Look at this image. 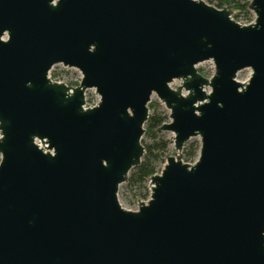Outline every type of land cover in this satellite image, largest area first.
<instances>
[{
    "label": "water",
    "instance_id": "95a60500",
    "mask_svg": "<svg viewBox=\"0 0 264 264\" xmlns=\"http://www.w3.org/2000/svg\"><path fill=\"white\" fill-rule=\"evenodd\" d=\"M251 11L0 0V264H264V0ZM154 96L176 155L127 210Z\"/></svg>",
    "mask_w": 264,
    "mask_h": 264
},
{
    "label": "trees",
    "instance_id": "16d2710c",
    "mask_svg": "<svg viewBox=\"0 0 264 264\" xmlns=\"http://www.w3.org/2000/svg\"><path fill=\"white\" fill-rule=\"evenodd\" d=\"M252 0H213L210 4L218 9H228L233 13L236 21L244 20L251 22L254 15L251 11ZM163 105L158 102L149 104L150 117L145 126L143 145L145 156L140 166L134 168L130 173L127 186L143 187L150 182V178L159 172V166L166 162V152L169 141L162 137L160 128L168 122L169 114L161 111ZM200 142L188 143L183 151V159L186 163L194 162L198 158Z\"/></svg>",
    "mask_w": 264,
    "mask_h": 264
},
{
    "label": "rangeland",
    "instance_id": "374dc122",
    "mask_svg": "<svg viewBox=\"0 0 264 264\" xmlns=\"http://www.w3.org/2000/svg\"><path fill=\"white\" fill-rule=\"evenodd\" d=\"M203 1L211 5L210 3L213 0H203ZM254 19H255V15H254ZM53 72L57 74L59 80L64 81L65 83L69 84V86H72V87H75L77 82L82 77L80 71L76 69H69V68L64 69L62 66H57ZM157 100H158L157 96H154L152 99L153 102ZM161 111L162 112L165 111L167 114L170 115V111L167 110L164 105L161 107ZM170 121L171 120L169 119L167 123H169ZM162 137H164L165 140H168L169 142H171L175 138V135L171 132H162ZM175 155H176L175 145L173 142L169 143L167 152H166V158H168L169 156H175ZM164 165L165 164H161L159 166L160 172L162 171ZM149 188H150V182H148L147 185H144L141 188L135 187V186L130 187L124 184L123 186H121L120 192H119L120 203L127 210H138L139 201L146 202L149 200L150 198Z\"/></svg>",
    "mask_w": 264,
    "mask_h": 264
},
{
    "label": "built area",
    "instance_id": "2783aa9c",
    "mask_svg": "<svg viewBox=\"0 0 264 264\" xmlns=\"http://www.w3.org/2000/svg\"><path fill=\"white\" fill-rule=\"evenodd\" d=\"M234 19V18H233ZM235 20V19H234ZM236 21V20H235ZM255 21V19H253L251 22H247V21H244V20H242V21H237L239 24H241V25H250V24H252L253 22ZM57 66H62L64 69H68V68H66V67H64L63 65H57ZM57 66H55L53 69H52V71L50 72V74H49V78L53 81V82H57V83H64V84H66V85H68L69 86V84H67V83H65L64 81H62V80H59V78H58V76H57V74L55 73V72H53L54 70H55V68L57 67ZM70 69V68H69ZM82 75V74H81ZM82 78H83V76L80 78V80L77 82V84H76V86L75 87H77L80 83H81V81H82ZM158 102H160L159 101V99L157 100ZM161 103V102H160ZM162 104V103H161ZM163 105V104H162ZM0 162H1V156H0ZM160 172V171H159ZM157 173V174H160V173ZM149 190H150V194H151V185H150V188H149ZM132 211H137V210H132Z\"/></svg>",
    "mask_w": 264,
    "mask_h": 264
}]
</instances>
